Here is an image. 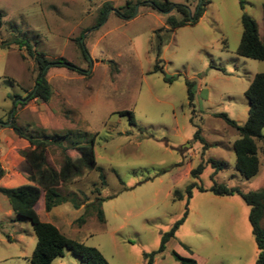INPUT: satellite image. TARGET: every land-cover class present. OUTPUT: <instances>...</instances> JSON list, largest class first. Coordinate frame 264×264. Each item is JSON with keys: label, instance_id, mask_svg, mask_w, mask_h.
Listing matches in <instances>:
<instances>
[{"label": "rangeland", "instance_id": "rangeland-1", "mask_svg": "<svg viewBox=\"0 0 264 264\" xmlns=\"http://www.w3.org/2000/svg\"><path fill=\"white\" fill-rule=\"evenodd\" d=\"M130 1L134 12L125 18L116 11L126 0H0L1 40L27 39L47 59L63 58L83 70L48 65L51 96L43 102L28 96L38 73L34 59L16 45L0 49V165L7 172L0 185L13 187L17 174L27 173L20 154L25 148L10 124L3 125L12 110L16 125L33 137L63 135V146L93 140L98 170L58 189L65 196L75 194L79 206L65 201L40 215L67 237L97 248L108 264H146L143 254L157 250L161 234L183 215L191 183L205 190L191 189L185 220L157 264H175L172 250L191 251L199 264H255L249 206L238 194L218 196L208 188L213 182L244 192L264 188V142L257 141V173L243 177L234 168L238 133L214 115L225 113L238 125L247 119L245 91L254 75L264 72V60L235 51L242 12L263 36L264 0H242L243 8L240 0H207L194 23L175 28L166 20H181L179 11ZM169 1L187 4L188 16H195L200 0ZM106 2L111 9L93 26ZM157 61L161 71L154 72ZM186 80L195 86L192 105ZM197 130L204 142L195 137ZM46 152L58 168L60 149L51 146ZM210 160L225 166L214 173ZM200 163L201 173L193 178L190 171ZM96 198L104 222L88 206ZM82 215L85 221L78 224ZM259 224L264 227V215ZM35 244L30 221L18 219L0 194V264H29ZM51 264L87 263L64 250Z\"/></svg>", "mask_w": 264, "mask_h": 264}, {"label": "trees", "instance_id": "trees-1", "mask_svg": "<svg viewBox=\"0 0 264 264\" xmlns=\"http://www.w3.org/2000/svg\"><path fill=\"white\" fill-rule=\"evenodd\" d=\"M145 1H150L151 5L161 12L169 13V9L179 11L183 15L181 20H176L172 16L167 17L166 21L172 28L194 23L195 20L203 14L207 3V0H200L195 7V16H188L187 4L175 5L169 0ZM185 1L188 2V0ZM134 7L135 3L126 0L125 5L117 9L116 13L125 18H130L133 15ZM240 7L243 8L242 0H240ZM109 9H111L110 4L107 2L103 3L99 8L97 20L93 26L99 25L105 20L106 13ZM241 25L242 33L235 52L243 57L264 60V34L260 37L255 20L247 13L242 12ZM1 26L2 18L0 14V28ZM12 45H16L19 49H24L27 55L33 58L36 63L38 73L35 79V85L28 94L30 98H38L43 102H47L50 99L51 87L46 79L48 65L66 66L77 73L83 71L75 68L70 62L63 58L54 61L47 59L42 53L35 52L27 39H0V49H7ZM79 46L81 47V44H79ZM83 56L86 58L85 51H83ZM153 71H161L158 61L154 65ZM165 79L168 81L171 80L170 78ZM185 84L187 87V99L189 104L192 105L195 92L194 82L186 80ZM245 96L249 106L247 119L243 125H238L234 120L228 118L225 113H216L214 115L222 118L228 125L236 129L238 137L233 142L235 154L234 168L243 177L250 178L257 173L259 167L257 141L264 142V135L261 133V129L264 126V72H259L254 75L245 91ZM15 106L14 104L12 109ZM11 111L12 110L9 111V114ZM10 128L16 136L27 140L29 143L28 147L20 151L26 164L27 173L24 178L28 183L15 187L0 186V194L8 199L11 209L18 219H28L32 225L36 237V244L31 254L29 264H51L54 258L63 255L64 250L75 254L87 264H108L105 257L97 248L86 246L82 242L67 237L52 223L40 220L37 211H49L52 207L65 201H70L74 207L79 206L75 194H71V197L61 195L58 188L80 179L90 171L98 170L93 140L89 145L63 146L59 141L64 137L63 135L53 134L44 136L43 138H36L25 133L21 127L16 125L14 115ZM195 137L204 142L198 130L195 133ZM51 146H56L61 151L62 159L58 168L51 166L48 162L46 151ZM262 153L264 157V147L262 148ZM210 163L215 169L214 173L225 166L224 162L215 160H210ZM202 168L203 165L200 163L196 168L191 169L190 175L193 178H198ZM3 175L4 169L0 165V178ZM99 178L101 182L104 183V176L102 174H99ZM195 186L200 191L205 190L196 183H191L186 187L187 200L183 215L173 223L168 231L161 234L157 250L143 254L146 264H152L154 256L164 250L167 241L174 237L175 231L185 220L188 198L191 196V189ZM208 190L212 194L218 196L238 194L249 206L248 220L258 250L255 264H264V227H261L259 224V221L264 215V188L258 191L244 192L237 187H229L222 183L213 182ZM174 194L180 197L179 192L175 191ZM88 206L95 208L98 220L104 222L101 210V199L96 198L95 201L91 202ZM76 221L78 224L84 223V215L80 216ZM171 254L176 264H198L193 257L183 256L174 250H172Z\"/></svg>", "mask_w": 264, "mask_h": 264}, {"label": "crops", "instance_id": "crops-1", "mask_svg": "<svg viewBox=\"0 0 264 264\" xmlns=\"http://www.w3.org/2000/svg\"><path fill=\"white\" fill-rule=\"evenodd\" d=\"M17 142L18 143H20V144H22L23 146H24V148H26V147H28L29 146V143H28V141L27 140H25V139H23V138H21V137H18L17 136ZM258 147V146H257ZM259 157V156H258ZM6 174H7V172L5 171V173H4V175H3V177H1L0 178V180L2 181V184L4 183V181H6V179H4V176H6ZM24 174L26 175V173L24 172ZM18 176V178H17V180L19 181L18 182V184L17 185H15V186H18V185H21V184H25V183H28L26 180H25V178H24V176L23 175H21V174H17ZM2 184L0 185V186H2ZM15 186H13V187H15ZM3 187H5V186H3ZM60 188V187H59ZM58 188V189H59ZM61 195H64V194H61ZM65 196V195H64ZM59 205V204H58ZM55 207V206H54ZM53 208V207H52ZM51 208V209H52ZM50 209V210H51ZM49 210V211H50ZM38 211V215H39V218H40V220H42L43 221V219L41 218V211H44V212H49V211H45V210H37ZM46 222V221H45ZM177 252V251H176ZM159 254V253H158ZM158 254H156L155 256H154V258H153V262H152V264H157V259H158ZM180 254V253H179ZM181 255H183V256H190V257H193L196 261H197V263L199 264V262H198V259L197 258H195L193 255H192V253H191V251H189V254L187 255V253L186 254H181ZM176 264V263H175Z\"/></svg>", "mask_w": 264, "mask_h": 264}, {"label": "water", "instance_id": "water-1", "mask_svg": "<svg viewBox=\"0 0 264 264\" xmlns=\"http://www.w3.org/2000/svg\"><path fill=\"white\" fill-rule=\"evenodd\" d=\"M12 117H13V113L11 112V113H10L9 121H8L7 123H3V125H6V126H7V125L11 124Z\"/></svg>", "mask_w": 264, "mask_h": 264}]
</instances>
